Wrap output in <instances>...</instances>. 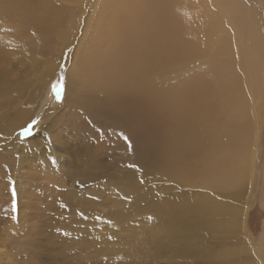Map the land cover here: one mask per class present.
Listing matches in <instances>:
<instances>
[{
	"label": "rangeland",
	"instance_id": "obj_1",
	"mask_svg": "<svg viewBox=\"0 0 264 264\" xmlns=\"http://www.w3.org/2000/svg\"><path fill=\"white\" fill-rule=\"evenodd\" d=\"M180 1L182 8L175 12L197 30L200 42L180 49L179 55L191 57L159 73L148 89L206 78L207 84L194 81L191 86L212 88L207 103L201 104L206 110L194 107L199 95L173 100L181 88L166 98L175 111L190 114L194 107L207 112L202 117H209L205 125L212 130L204 141L207 154L198 157V168L172 169L163 162L165 152L155 150L140 159L124 149L128 142L119 135L113 150L101 158L108 171L91 178L82 175L83 168L71 162L68 148L62 147L68 119L77 116L64 110L66 86L88 34L95 38L97 9L114 3L51 0L71 14V25L49 34V52L44 54L49 64L44 69L24 61V52L37 48L31 43L32 24L21 20L13 0H0V72H7L18 94L4 95L0 87V264H192L206 259L214 260L210 264H240L248 256H256L257 264L264 261V0H231L238 13L223 1L207 0L203 8L192 5L193 0ZM251 25L253 50L247 31ZM252 69L260 75L254 89ZM57 82L63 89L59 102L52 90ZM241 104L247 123L242 122ZM26 110L19 126L13 125ZM80 111H85L79 110L81 117ZM226 116L234 121L227 133L239 134L231 154L243 164L244 179L218 185L205 173L206 166H221L218 150L224 142L223 122H229ZM33 120L37 123L23 135L22 128ZM239 146L243 161H237ZM223 202L237 211L242 226L210 213L213 204L219 208Z\"/></svg>",
	"mask_w": 264,
	"mask_h": 264
},
{
	"label": "bare ground",
	"instance_id": "obj_2",
	"mask_svg": "<svg viewBox=\"0 0 264 264\" xmlns=\"http://www.w3.org/2000/svg\"><path fill=\"white\" fill-rule=\"evenodd\" d=\"M109 1L114 4L97 9L99 25L95 31V38L91 40V33L88 34L86 44L81 47L79 58L70 73L64 110H69L72 115L77 114V116L73 117L74 119L72 117L68 119L66 136L63 134L65 137L63 142L66 145L62 147L68 148L70 161L77 167L83 168L82 175L91 178L100 177L108 171L107 164L101 158L103 154L106 155L113 150L119 135L120 138L127 137L131 142V148L128 147V143L127 148L124 149L132 151L136 157H141L140 159L156 150L167 154L168 158L163 156V162H168L169 168H198V157L201 159L204 154H207L204 141L212 136V130L210 128V135L205 125L209 117L202 118L207 112H200L194 107L207 103L204 99L212 88L192 89L191 86L194 81V85L203 82L207 84L206 78L201 77L203 81L194 80V77H189V80H179L180 82L173 80L171 86L162 85V87L152 88L154 92L148 89L149 84L159 78V73L167 72L178 59L183 61L191 57L190 53L179 55L180 49L184 51L195 48V43L200 42L201 38L197 30L194 29L196 33L189 22L182 17V13L175 12V9L182 8L183 2L180 0H130L134 5L132 7L128 6L127 0ZM205 1L207 0H193L192 5L200 3L197 5L203 8L201 4ZM216 1L225 2L234 13L240 11H236L235 6L230 4L231 0ZM12 5L13 9L20 14L21 20L24 19L32 24L30 26L34 31L35 39L31 43L37 48H30L24 52L26 53L24 61L47 68L49 59L44 54L49 52L47 49L49 34L65 28L67 31L71 25V14L68 11H61V7L53 4L51 0H13ZM247 31L251 45L249 48L253 50L252 25ZM13 43L16 45L18 41L14 40ZM202 48L205 52L203 45ZM250 67H253L251 63ZM4 72H0V87L3 94L13 98L18 97V94L13 91L16 84L10 82V76L8 77L7 72ZM251 73L254 76L252 79L249 78L250 83L253 89L258 88L256 81H259L260 75H255L258 74L256 69H252ZM178 83L182 86L177 87ZM176 88L181 90L175 97L173 95V100L185 101L176 97L186 98L191 95L197 98L199 95V101L195 102L190 114L188 111L181 113V110L175 111L170 107V97L166 98V96ZM86 92L90 95L84 94ZM90 100L94 102L89 104ZM185 103L189 106L191 104V102ZM81 105L84 106L82 108L85 113L80 111V117ZM241 106L239 112L242 115V122L247 123L243 104ZM201 108L206 110L202 106ZM27 113L26 110L24 114L17 116L13 125L19 126ZM189 116H192V119ZM227 117L229 116L224 118ZM227 120L229 122H223L224 142L219 145L218 150L217 162H220L221 166H206L207 173H205L209 181L212 178L218 185L231 180L236 181L238 177L244 179L243 164L237 163L236 158L231 154L236 144L240 142L239 134L238 132L227 133V126H233L234 123L229 118ZM238 131L241 136L243 132L240 129ZM167 148L168 152L165 151ZM238 148L237 161H243V151L240 146ZM48 151L53 153L51 149ZM32 207L34 208V205ZM212 209L213 212L210 213H218L220 217L223 215L225 221L231 225L242 226V218H239L232 206L225 205V202L219 208L213 204ZM166 216L170 217L168 212ZM254 259L256 256H248V259L240 264H257ZM206 261L192 264L214 262L213 259L212 262L210 259ZM224 264L233 263L227 261Z\"/></svg>",
	"mask_w": 264,
	"mask_h": 264
},
{
	"label": "snow or ice",
	"instance_id": "obj_3",
	"mask_svg": "<svg viewBox=\"0 0 264 264\" xmlns=\"http://www.w3.org/2000/svg\"><path fill=\"white\" fill-rule=\"evenodd\" d=\"M52 90H53V93H54V95H55V97H56V100L59 102V101H61L62 100V91H63V89H62V86H61V84L59 83V82H57V83H54L53 84V86H52ZM37 122L35 121V120H33L31 123H29L26 127H23L22 128V134L23 135H28L29 134V132H30V130L33 128V126L36 124ZM126 142H128L129 143V147L131 148V142L130 141H128V138L127 137H122ZM128 167H131V168H135L137 171H140V168H139V166L138 165H136V164H130V165H128ZM141 182H143V181H141ZM124 199H127V197H124ZM78 214H80V215H83L82 213H78ZM97 219H99V217H97ZM110 222V221H109Z\"/></svg>",
	"mask_w": 264,
	"mask_h": 264
}]
</instances>
